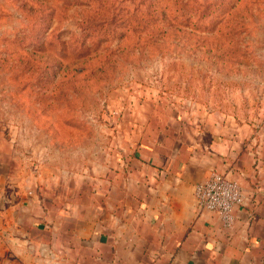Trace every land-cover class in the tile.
I'll list each match as a JSON object with an SVG mask.
<instances>
[{"label": "rangeland", "instance_id": "obj_1", "mask_svg": "<svg viewBox=\"0 0 264 264\" xmlns=\"http://www.w3.org/2000/svg\"><path fill=\"white\" fill-rule=\"evenodd\" d=\"M205 113L264 123V0H0V143L23 180L99 174L123 135Z\"/></svg>", "mask_w": 264, "mask_h": 264}, {"label": "crops", "instance_id": "obj_2", "mask_svg": "<svg viewBox=\"0 0 264 264\" xmlns=\"http://www.w3.org/2000/svg\"><path fill=\"white\" fill-rule=\"evenodd\" d=\"M112 151L99 174L44 184L23 180L0 143V264H264V123L178 116ZM214 172L245 195L231 226L195 197Z\"/></svg>", "mask_w": 264, "mask_h": 264}, {"label": "built area", "instance_id": "obj_3", "mask_svg": "<svg viewBox=\"0 0 264 264\" xmlns=\"http://www.w3.org/2000/svg\"><path fill=\"white\" fill-rule=\"evenodd\" d=\"M195 197L200 208L216 212L227 226L235 220L236 206L245 201L240 184L219 172L196 185Z\"/></svg>", "mask_w": 264, "mask_h": 264}]
</instances>
